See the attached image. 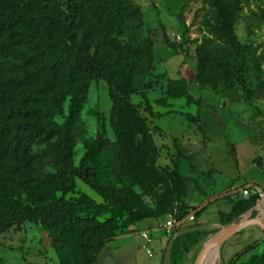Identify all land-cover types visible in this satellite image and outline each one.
Masks as SVG:
<instances>
[{
  "label": "rangeland",
  "instance_id": "374dc122",
  "mask_svg": "<svg viewBox=\"0 0 264 264\" xmlns=\"http://www.w3.org/2000/svg\"><path fill=\"white\" fill-rule=\"evenodd\" d=\"M36 1L56 8L64 18L69 17V6L74 3V0ZM235 1L238 3L235 32L238 40L247 46L244 78L251 95L231 84H223L217 89L201 88L196 80L201 47L206 46L217 53L228 49V44L214 34L217 15L206 0H122L124 4L140 9L142 21L137 29L138 41L146 50L152 41L155 54L144 58L145 65L150 66V69L146 66L142 71L146 86L130 97L133 106L120 115L121 125L129 159L159 196L144 195L133 181L120 177L123 185L142 195L143 205L153 219L165 223L174 219L184 222L205 204L200 186L190 180L185 184L176 181L173 163L177 159L183 165L184 175L192 168L208 181L216 176L218 180L212 184L222 190V196L232 189L220 188L219 181L229 174L238 158L243 167L253 162L264 171V0ZM35 24V28H29L16 19H0V28L6 31L0 40L4 50L0 53V60L12 69L10 75H14L21 65L16 56L18 51L34 52L37 47L46 45L42 20L37 18ZM165 35L176 51L163 42ZM115 38L122 44L127 43L125 36ZM94 42L98 43V40ZM67 45L68 50H49L51 52L45 58L48 65L46 81L36 93L38 99L65 94L63 111L54 119L58 125L65 124L72 105V98L67 94L72 74L66 54L71 51L72 44L68 42ZM77 78L88 86L72 140L73 162L79 168L82 160L97 146L100 134L111 143L116 142V136L111 126L113 104L108 83L103 78L89 81ZM170 78H182L188 94L201 104L198 123H191L185 117L186 113L197 114V104L188 105L186 99L167 97V80ZM26 106L33 105L28 103ZM17 123L21 126L10 134L0 131V149L8 148L17 156L27 152V159L32 156L34 162L26 166L25 172L20 170L21 164L17 159L10 160L11 168L0 164V222L10 224V228L0 234V264H89L87 259L93 251L86 239H69L56 244L54 226L38 214L31 218L25 212H37L65 199L78 204L75 216L98 222L112 219L118 229L137 225L144 214L138 209L103 199L80 179L60 191L43 186L41 181L55 174L58 166L44 154L46 144L42 140L28 145L26 135L31 130H27L25 122ZM113 158L114 154L110 153L108 164H114ZM89 164L94 165L92 162ZM107 173V178L114 185L122 186L115 171ZM256 216L254 214L252 218ZM241 219L242 216L232 223ZM194 223L192 220L182 226V229L192 230L182 234L180 243L191 251L197 248L193 255L189 254L185 264H195L203 247L222 228L232 224L193 229L197 226ZM248 242L251 243V239L245 240L244 244ZM263 255L264 242L251 246L239 256L237 264H263ZM205 262L209 264V258L203 264Z\"/></svg>",
  "mask_w": 264,
  "mask_h": 264
},
{
  "label": "trees",
  "instance_id": "16d2710c",
  "mask_svg": "<svg viewBox=\"0 0 264 264\" xmlns=\"http://www.w3.org/2000/svg\"><path fill=\"white\" fill-rule=\"evenodd\" d=\"M206 1L217 15L214 34L220 41L228 44V49L223 53H217L206 46L201 47L198 52L196 80L201 88L217 89L223 84H231L239 86L244 94L251 95L244 78L247 70L245 57L247 46L238 40L235 32L238 3L235 0ZM69 13V17L64 18L56 8L42 5L36 0H0V19H16L29 28H35L36 19L40 18L46 43L41 48L37 47L34 52L18 51L16 56L21 65L14 75H10L12 69L7 63L0 60V131L10 134L21 126L18 121L25 122L27 130H31L26 135L28 145L38 139L46 144L44 154L54 160L58 170L41 181L43 186L60 191L73 184L76 179H80L103 199L138 209L144 214L140 221L153 218L143 205L142 195L132 187L123 185L120 177L133 181L144 195L159 196L157 190L135 169L129 159L126 136L120 118L123 112H127L133 106L130 97L138 94L146 86L142 72L147 66L144 58L155 54L152 41L148 44V50L138 41L137 29L142 21V13L139 8L126 5L122 0H74L73 5L69 6ZM5 33V29L0 28V40ZM115 36H125L127 43L122 44ZM95 39L98 43L94 42ZM162 40L171 50L176 51L166 35ZM68 42L72 44L71 51L66 53L72 77L69 80L67 94L72 98V105L65 124L58 125L54 119L63 111L62 102L65 94L59 93L38 99L36 93L46 81L48 65L45 58L51 52L49 50H68ZM2 46L0 44V53H4ZM148 68L150 69V66H147ZM77 76L83 81L103 78L110 86L113 104L111 126L116 136V142L111 143L100 134L97 146L82 160L79 168L74 166L72 140L88 94V86L81 83ZM166 95L173 100L186 99L188 105L197 104V114L186 113L185 117L191 123L200 121L201 104L188 94L186 82L182 78L167 80ZM28 103L33 106L27 107ZM110 153L114 154L113 165L108 164ZM27 155L29 153L26 152L17 156L8 148L0 149V164L11 168L10 160L17 159L21 164L20 170L25 172L26 166L34 162V158L29 156L27 159ZM89 162L94 165L90 166ZM173 165L176 181L187 183L189 180L181 175L179 159ZM109 170L115 171L121 187L114 185L107 178ZM171 181L174 184V180ZM258 199L257 195L238 199L233 203L230 215H221L222 224H230L248 213L257 205ZM88 200L92 202L90 198ZM77 207L78 204L72 201L60 199L40 208L37 212L25 214L31 218L38 214L45 222L48 221L54 226L56 244L69 239H86L93 251L87 262L97 264L98 254L106 244L120 231L129 229L134 224L118 229L112 219L98 222L75 216L74 210ZM201 211L195 215H199ZM9 228V223L0 222V234ZM180 240L181 238L174 244L172 254L176 261H183L189 252V247L182 245ZM92 243L94 245H91ZM250 248L251 246H248L239 253L232 264H237L239 256ZM261 261L264 264V255Z\"/></svg>",
  "mask_w": 264,
  "mask_h": 264
},
{
  "label": "crops",
  "instance_id": "0c3cea01",
  "mask_svg": "<svg viewBox=\"0 0 264 264\" xmlns=\"http://www.w3.org/2000/svg\"><path fill=\"white\" fill-rule=\"evenodd\" d=\"M182 167L183 165L180 163L181 175L202 188L205 204L195 211L192 216H189L186 221L179 222V226L175 229L173 235L169 234L166 228L167 222L153 218L144 219L138 222L137 225L120 231L100 251L97 257V264H185L189 254L193 255L197 248L193 251L189 250L183 261H176L172 257L174 244L182 237L185 231L191 229H182L185 223L187 224L194 220V224L197 226L193 229L209 228L211 226L223 227L221 215H230L232 213L233 203L238 200V195L240 199L245 198L241 193L243 189L250 187L252 189H260L264 193V171L260 170L253 162L243 167L238 158V161L230 169L229 174L223 176V180L219 181L220 188L232 189V191L223 194V196L220 195L222 190H218L216 185L212 184L213 181L218 180L216 176L211 181H208L204 177L201 178L202 174L199 176L196 169L192 168L188 174L184 175ZM239 186L243 188H239ZM237 191L238 194H236ZM199 210L202 211L196 216L195 214ZM262 216L264 217V213ZM248 239H251V243L244 244V241ZM263 242V228L252 226L245 229L221 244L220 258L218 262L216 256V264H232L236 256L244 251L246 247L260 245Z\"/></svg>",
  "mask_w": 264,
  "mask_h": 264
},
{
  "label": "water",
  "instance_id": "95a60500",
  "mask_svg": "<svg viewBox=\"0 0 264 264\" xmlns=\"http://www.w3.org/2000/svg\"><path fill=\"white\" fill-rule=\"evenodd\" d=\"M254 214H257V216L255 218H252ZM261 215L262 213H261L260 205L257 204L246 215L242 216V219L240 221L236 223H232L231 225L222 229V231L217 233L214 239L208 245L204 246L195 264L204 263V260L214 242H221V244H223L230 237L252 226H259L264 229V217Z\"/></svg>",
  "mask_w": 264,
  "mask_h": 264
},
{
  "label": "built area",
  "instance_id": "2783aa9c",
  "mask_svg": "<svg viewBox=\"0 0 264 264\" xmlns=\"http://www.w3.org/2000/svg\"><path fill=\"white\" fill-rule=\"evenodd\" d=\"M243 197L248 198L252 195H257L259 197L257 204L261 205V203L264 202V193L260 189H252V188H246L241 191ZM244 216V215H243ZM179 226V222H177V219L168 221L166 224V228L168 229L169 234L173 235L175 229Z\"/></svg>",
  "mask_w": 264,
  "mask_h": 264
},
{
  "label": "bare ground",
  "instance_id": "6f19581e",
  "mask_svg": "<svg viewBox=\"0 0 264 264\" xmlns=\"http://www.w3.org/2000/svg\"><path fill=\"white\" fill-rule=\"evenodd\" d=\"M260 209H261V213H262L263 212L262 209L264 210V202L261 203ZM220 247H221V242H214L212 244L210 251L208 252V254L206 256L205 261H207V259L209 258V264H216V256H217V261L219 262ZM205 264H206V262H205Z\"/></svg>",
  "mask_w": 264,
  "mask_h": 264
}]
</instances>
